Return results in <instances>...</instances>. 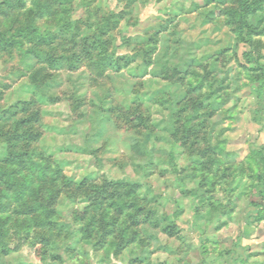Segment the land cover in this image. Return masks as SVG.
<instances>
[{
  "label": "rangeland",
  "instance_id": "374dc122",
  "mask_svg": "<svg viewBox=\"0 0 264 264\" xmlns=\"http://www.w3.org/2000/svg\"><path fill=\"white\" fill-rule=\"evenodd\" d=\"M239 2L0 0V35L33 23L59 35L53 55L66 57L53 64L29 43L0 44V163L18 167L10 150L35 149L49 175L59 168L75 185L118 191L129 181L138 185L132 201L151 215L134 224L127 209L116 224L111 199L88 208L91 199L62 194L56 221L65 229L48 258L37 238L10 231L0 264H264V213L249 205L264 83L252 80L261 73L246 56L264 63V10L247 17L258 33L250 41L231 21ZM99 30L119 70L99 68Z\"/></svg>",
  "mask_w": 264,
  "mask_h": 264
},
{
  "label": "trees",
  "instance_id": "16d2710c",
  "mask_svg": "<svg viewBox=\"0 0 264 264\" xmlns=\"http://www.w3.org/2000/svg\"><path fill=\"white\" fill-rule=\"evenodd\" d=\"M261 10H264V0H240L238 8L233 10L231 21L238 19L242 21L237 32L243 34L247 27V35L250 41L252 40V35L258 33L254 31V27L246 23L247 17ZM226 13L231 16L229 9H227ZM33 21H35V18H33ZM16 32L17 35L12 39L0 35V44L6 43L13 46H23L25 43H29L31 44L30 52L37 58L45 61L50 60L53 64H61L62 61H66L64 55H53L54 50H56L57 41L60 39L59 35L53 31L46 30L43 32L40 27L30 23L19 28ZM103 35L104 31L99 30L97 38L93 40V44L96 46L95 49L98 51V66L103 71L111 67L119 70L121 68L119 59L115 54L110 52L109 44L103 39ZM246 56L248 62L251 64L250 70L261 73V77H253L252 80H259L260 83H264V63H260L251 54H246ZM262 57L264 56H260V58ZM41 70V68L38 69V75ZM39 76L43 77L41 74ZM263 89L264 86L262 85L261 91ZM22 134L20 133L18 136H25ZM10 152L13 156L19 158L21 164L18 167L15 166V168L9 166L12 170H8V166L0 163V171L3 173V177H5V179H2L11 191L7 193L5 190H0L1 208H3V211L10 210L6 217L0 215V242L5 244L4 239L9 235L10 231L20 241L25 240L28 242L29 239L35 237L39 240L42 258L47 259L50 246L54 248L65 229L62 226H58L56 221L60 217L56 208V201L62 194H66L71 198L86 197L91 199V205L88 208L98 206L101 203V198H105V200L111 199L112 201H110L109 206L108 204L106 206L107 209L115 207L117 210L118 216L114 217V223L116 224L119 223L120 217L127 209L135 210L132 215L134 224H138L139 222L148 223L149 216H151L150 212L146 216H142L141 207H138V204L132 201L137 199L138 185L129 181L116 182L115 185H118V191H113L110 188H101L98 183H88V181L75 185L61 176L59 168L53 169L52 175H49L47 170L51 169V164L49 162L44 164L45 161H43L42 157L39 161L35 159L34 157H37L35 149H30L26 153L20 150H10ZM254 161L258 168L254 171L252 170V174L250 175L253 184L249 205L261 215L264 213V145L256 152ZM9 163L12 164L8 161ZM110 186H114L112 181H110ZM88 208L84 209L81 213H88ZM81 213H75L74 222L80 221L79 214ZM10 218L14 219L11 225L7 226ZM86 224L88 228H90L91 224L93 226L91 217L88 218ZM32 227L36 228L33 235H31ZM39 230H46L47 232L39 234ZM53 230L55 231L54 233L51 232ZM112 232L110 231V233ZM122 233L124 238L123 225L119 229V234Z\"/></svg>",
  "mask_w": 264,
  "mask_h": 264
}]
</instances>
